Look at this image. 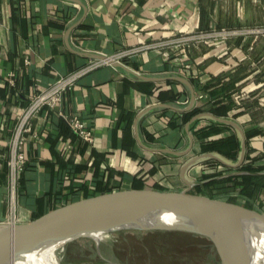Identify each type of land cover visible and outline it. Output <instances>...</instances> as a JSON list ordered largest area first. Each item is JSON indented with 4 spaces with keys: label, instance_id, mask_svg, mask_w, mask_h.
Masks as SVG:
<instances>
[{
    "label": "crops",
    "instance_id": "crops-1",
    "mask_svg": "<svg viewBox=\"0 0 264 264\" xmlns=\"http://www.w3.org/2000/svg\"><path fill=\"white\" fill-rule=\"evenodd\" d=\"M216 26H264V0H0V221H11L7 161L18 116L34 91L98 60L95 54L115 58L128 69L109 62L90 69L54 109H42L35 116L23 146L26 160L17 183L16 223L108 192H174L186 187L182 164L202 152V139L192 133V149L186 155L152 151L138 143L135 122L145 146L185 149L188 134L180 111L159 103L184 107L190 91L178 80L153 81L138 74L197 79L195 101L206 108L209 96L202 85L210 76L230 71L228 79L237 88L232 96L238 104L247 100V106L245 111L242 105L230 109L229 118L244 132L264 129V34L207 36L168 55L159 47L127 53L176 35L219 31ZM186 63L192 65L193 76L186 74ZM258 111L262 114L253 117ZM73 114L91 130L90 143L70 128L67 118ZM209 123L207 118L195 125L198 133L216 127L206 141L234 133ZM248 146L250 155L264 151V133L250 137ZM212 170V164L198 162L188 178L202 180ZM99 180L108 184V191L99 193ZM206 183L196 184L200 191L194 185L191 192L213 197ZM262 195L264 189L253 207L264 206ZM235 198L241 205L248 202L237 193Z\"/></svg>",
    "mask_w": 264,
    "mask_h": 264
},
{
    "label": "water",
    "instance_id": "water-1",
    "mask_svg": "<svg viewBox=\"0 0 264 264\" xmlns=\"http://www.w3.org/2000/svg\"><path fill=\"white\" fill-rule=\"evenodd\" d=\"M94 56L97 59L108 60L114 66L128 69L125 64L112 57L100 54ZM137 76L153 81L163 78L174 79L188 87L190 99L186 106L176 107L159 103L160 106L182 112L189 110L195 103L194 86L191 80L183 76L148 77L143 74ZM207 116L237 131L241 149L236 161L230 162L228 158L214 151L201 152L191 156L182 164L180 175L186 184L182 190L171 192L143 189L108 192L65 204L29 222L0 221V264H15L31 252L38 256L40 250L48 245L57 244L61 247L80 238H92L98 246L99 241H96L94 235L127 229L179 230L195 233L211 241L219 254L221 264H264V211L227 199L191 192L194 185L212 179L246 173L264 174V171L251 172L239 169L245 157L246 137L244 130L235 120L229 117L221 118L208 111L196 113L185 124L188 145L183 150L145 146L137 132V120L135 122L136 138L145 149L162 151L171 155H186L192 149L193 142L192 132L189 131L190 122ZM208 158L232 170L204 180L189 179L188 171L191 166ZM158 214H163L167 220L148 222L149 218Z\"/></svg>",
    "mask_w": 264,
    "mask_h": 264
},
{
    "label": "rangeland",
    "instance_id": "rangeland-1",
    "mask_svg": "<svg viewBox=\"0 0 264 264\" xmlns=\"http://www.w3.org/2000/svg\"><path fill=\"white\" fill-rule=\"evenodd\" d=\"M211 190L216 198L226 192L239 195L231 181L215 183ZM235 199V203H241ZM249 199L254 203L257 197ZM250 208L264 211L262 204ZM207 240L179 230L127 229L106 234L98 246L92 238H80L57 248L55 253L60 264H221L217 250L205 247Z\"/></svg>",
    "mask_w": 264,
    "mask_h": 264
},
{
    "label": "trees",
    "instance_id": "trees-1",
    "mask_svg": "<svg viewBox=\"0 0 264 264\" xmlns=\"http://www.w3.org/2000/svg\"><path fill=\"white\" fill-rule=\"evenodd\" d=\"M222 27L230 28L231 26H216L217 29H222ZM205 29H210L211 27H204ZM204 29V30H205ZM240 38V37H239ZM232 73L230 71L223 72L222 74H219L217 76H210L209 81H207L205 84L202 85V87L205 89V92H207V96H209L208 102L209 106L205 108V105L197 103L195 101L194 105L189 108L187 111L180 112L182 116L183 123H186L190 120V118L195 115L198 112L202 111H210L211 113H214L215 115L219 117H229V110L232 108H236L239 105L243 106L242 111H245L246 109V101L245 99H240L238 102H236V99L232 96L231 92H235L237 88L235 87L234 81L228 79V77ZM233 79V78H232ZM235 79V78H234ZM238 80V78H236ZM191 82L194 86H197L199 81L193 78H190ZM255 91H253L250 95H253ZM257 100V99H256ZM256 102V101H255ZM258 111V113L252 114L254 117H258V115H261ZM264 116V114H262ZM209 119L212 126H223L228 129L234 130L231 126L227 124H222L210 117H201L198 118L189 124V131H192L196 136L202 139V152H208V151H214L223 157H226L230 159L231 161H236L240 154V140L239 136L236 130H234V133L231 135L224 136L223 138L218 139H208L207 141L204 139L208 135L211 134V130H216V127H212L210 131H207L204 133V131L198 133L197 129H195L196 123L201 119ZM218 131V129H217ZM264 133V129L261 127H254L250 130L245 131V137H246V152L245 157L242 162V166L239 169H246L251 172H259L264 171V151L259 152L256 155H250V152L252 149L250 146H248V140L250 137L258 134V133ZM204 139V140H203ZM205 163L212 164V166L215 168V170H212L208 173H204L202 176L203 179H208L209 177H214L217 175L225 174V172L231 170L226 165L219 164L214 159L208 158L205 161H202ZM228 182L231 181L235 186L237 187V191L239 192L240 196H244L248 199V202L244 203L245 206L252 207L251 202L249 201L251 197L253 196H260V191L264 189V174H253V173H246L242 175H231L226 176L225 178L220 179H212L209 180L208 183L205 185H214L215 183L219 182ZM97 189L99 193H104L109 190L108 184H102L101 181H97ZM196 191H200V185L195 186ZM259 192V193H257ZM258 194V195H257ZM232 197V198H231ZM264 197V195H262ZM221 199H226L232 202H236V199L233 195V193H226V194H220Z\"/></svg>",
    "mask_w": 264,
    "mask_h": 264
},
{
    "label": "built area",
    "instance_id": "built-area-1",
    "mask_svg": "<svg viewBox=\"0 0 264 264\" xmlns=\"http://www.w3.org/2000/svg\"><path fill=\"white\" fill-rule=\"evenodd\" d=\"M239 34H264V26L246 27L242 26L239 28H225L219 29V31L213 32H198L192 35H176L170 39L160 40L154 42V44H144L137 46L133 49H128L127 53H135L138 50H146L149 48L159 47L164 48V54L168 53L173 49L182 48L187 45L190 41L202 40L207 36L219 35H239ZM115 59V58H114ZM108 60L98 59L93 60L89 64L80 67L74 71H71L65 75H59L50 85L40 90L34 91L30 102L25 106L22 113L18 116L16 125L14 127L12 137L9 142V158L7 161L9 170V192H8V206L9 215L11 218L10 222H15L17 217V183L21 172L23 171L26 156L23 150V146L26 141V135L33 132V120L35 116L42 109H54L61 101L62 95L65 91L69 90L77 81V79L89 71L90 69L99 66ZM186 74H190L192 65L190 63L184 64ZM202 95H200L201 97ZM70 128L74 133L84 142L90 143L92 141V132L85 125L83 120L77 114H73L67 118Z\"/></svg>",
    "mask_w": 264,
    "mask_h": 264
},
{
    "label": "bare ground",
    "instance_id": "bare-ground-1",
    "mask_svg": "<svg viewBox=\"0 0 264 264\" xmlns=\"http://www.w3.org/2000/svg\"><path fill=\"white\" fill-rule=\"evenodd\" d=\"M148 219V218H147ZM157 220H167L163 214H158L153 218H149L148 222L154 223ZM96 241H103L106 234L94 235ZM59 246L57 244L48 245L46 248L40 250L38 256L31 252L24 255L21 260H18L15 264H60L58 256L55 253L56 248Z\"/></svg>",
    "mask_w": 264,
    "mask_h": 264
},
{
    "label": "flooded vegetation",
    "instance_id": "flooded-vegetation-1",
    "mask_svg": "<svg viewBox=\"0 0 264 264\" xmlns=\"http://www.w3.org/2000/svg\"><path fill=\"white\" fill-rule=\"evenodd\" d=\"M207 241H208V245H206L205 247H207L208 249L211 247L210 249H212L214 247L213 244L211 243V241H209V240H207Z\"/></svg>",
    "mask_w": 264,
    "mask_h": 264
}]
</instances>
